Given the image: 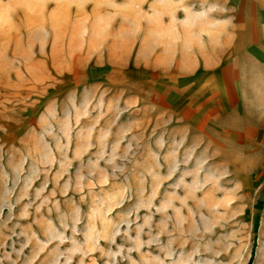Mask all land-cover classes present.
I'll use <instances>...</instances> for the list:
<instances>
[{"label":"rangeland","instance_id":"rangeland-1","mask_svg":"<svg viewBox=\"0 0 264 264\" xmlns=\"http://www.w3.org/2000/svg\"><path fill=\"white\" fill-rule=\"evenodd\" d=\"M182 2L0 0V264H264V127L193 122Z\"/></svg>","mask_w":264,"mask_h":264},{"label":"crops","instance_id":"crops-1","mask_svg":"<svg viewBox=\"0 0 264 264\" xmlns=\"http://www.w3.org/2000/svg\"><path fill=\"white\" fill-rule=\"evenodd\" d=\"M209 15L222 16L209 28V62H224L223 84L199 87L193 122H245L264 127V0H189ZM221 20V21H220ZM247 133L241 131L239 134Z\"/></svg>","mask_w":264,"mask_h":264},{"label":"built area","instance_id":"built-area-1","mask_svg":"<svg viewBox=\"0 0 264 264\" xmlns=\"http://www.w3.org/2000/svg\"><path fill=\"white\" fill-rule=\"evenodd\" d=\"M237 264H249V262H246V263H237Z\"/></svg>","mask_w":264,"mask_h":264}]
</instances>
